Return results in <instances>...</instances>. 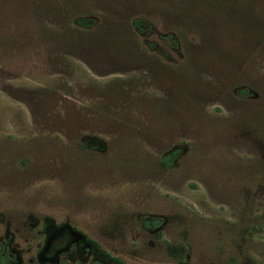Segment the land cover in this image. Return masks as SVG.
<instances>
[{
  "label": "rangeland",
  "instance_id": "1",
  "mask_svg": "<svg viewBox=\"0 0 264 264\" xmlns=\"http://www.w3.org/2000/svg\"><path fill=\"white\" fill-rule=\"evenodd\" d=\"M5 254L264 264V0H0Z\"/></svg>",
  "mask_w": 264,
  "mask_h": 264
},
{
  "label": "trees",
  "instance_id": "2",
  "mask_svg": "<svg viewBox=\"0 0 264 264\" xmlns=\"http://www.w3.org/2000/svg\"><path fill=\"white\" fill-rule=\"evenodd\" d=\"M95 20L93 19H88V18H84V17H77L76 21L74 23L75 27L79 28V29H88L91 28L94 24H95ZM132 26L133 28L139 32L140 34H146V29L143 27L142 21L140 19H134V21L132 22ZM163 39L172 47L174 48H178L179 45L177 43V41L175 40L174 36L171 34H167L166 36L163 37ZM241 95H248V93L246 91H242L240 92ZM179 154V151L176 150L174 151L172 154L170 155H166L163 160L161 161V163L164 166L167 167H171L173 165L174 162V158ZM147 226H155L156 228L160 226V221L159 220H152V221H148L147 222ZM111 261L114 264H126L123 260L119 259V258H115V257H110ZM4 259L0 258V262H2Z\"/></svg>",
  "mask_w": 264,
  "mask_h": 264
},
{
  "label": "flooded vegetation",
  "instance_id": "3",
  "mask_svg": "<svg viewBox=\"0 0 264 264\" xmlns=\"http://www.w3.org/2000/svg\"><path fill=\"white\" fill-rule=\"evenodd\" d=\"M0 258H3L4 259L2 262H0V264H10V262L12 261V256H9V254H5L3 257H0ZM107 258L111 261V259L109 258V256H107Z\"/></svg>",
  "mask_w": 264,
  "mask_h": 264
}]
</instances>
